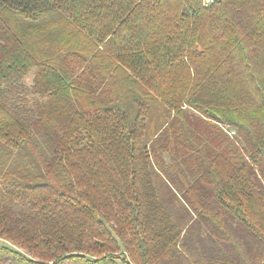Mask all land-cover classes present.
<instances>
[{
  "label": "trees",
  "instance_id": "16d2710c",
  "mask_svg": "<svg viewBox=\"0 0 264 264\" xmlns=\"http://www.w3.org/2000/svg\"><path fill=\"white\" fill-rule=\"evenodd\" d=\"M0 264H264V0H0Z\"/></svg>",
  "mask_w": 264,
  "mask_h": 264
},
{
  "label": "built area",
  "instance_id": "2783aa9c",
  "mask_svg": "<svg viewBox=\"0 0 264 264\" xmlns=\"http://www.w3.org/2000/svg\"><path fill=\"white\" fill-rule=\"evenodd\" d=\"M211 2H213V0H202L203 5H208Z\"/></svg>",
  "mask_w": 264,
  "mask_h": 264
},
{
  "label": "rangeland",
  "instance_id": "374dc122",
  "mask_svg": "<svg viewBox=\"0 0 264 264\" xmlns=\"http://www.w3.org/2000/svg\"><path fill=\"white\" fill-rule=\"evenodd\" d=\"M29 79H30V78H29ZM29 79H28V80H29Z\"/></svg>",
  "mask_w": 264,
  "mask_h": 264
}]
</instances>
